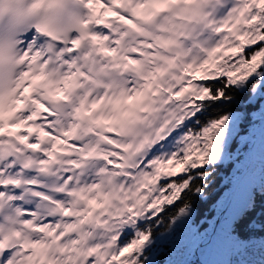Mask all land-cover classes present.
Here are the masks:
<instances>
[{
	"label": "snow or ice",
	"instance_id": "obj_1",
	"mask_svg": "<svg viewBox=\"0 0 264 264\" xmlns=\"http://www.w3.org/2000/svg\"><path fill=\"white\" fill-rule=\"evenodd\" d=\"M255 251L264 0H28L0 16V264Z\"/></svg>",
	"mask_w": 264,
	"mask_h": 264
},
{
	"label": "trees",
	"instance_id": "obj_2",
	"mask_svg": "<svg viewBox=\"0 0 264 264\" xmlns=\"http://www.w3.org/2000/svg\"><path fill=\"white\" fill-rule=\"evenodd\" d=\"M233 147H235V144L233 145ZM242 159H243V157L241 156V160ZM238 162H240V161L233 159V161L231 163H228L227 165H220L219 166V176L217 178V184L220 183V180L223 178V176L227 175L228 172L230 171V169L235 165V163H238ZM258 178H259L258 175L254 177V179H258ZM241 199H242V195H241ZM196 207L202 211L203 208L205 207V205H204L203 201L198 200ZM158 218L161 221V223L159 225V231L163 232V230L166 227L167 222H168L167 214L165 212H162ZM209 258L213 259V260H219V259H227L228 257L225 254L212 253ZM247 259L251 262V264H264V252L255 251L254 253L249 255L247 257Z\"/></svg>",
	"mask_w": 264,
	"mask_h": 264
},
{
	"label": "clouds",
	"instance_id": "obj_3",
	"mask_svg": "<svg viewBox=\"0 0 264 264\" xmlns=\"http://www.w3.org/2000/svg\"><path fill=\"white\" fill-rule=\"evenodd\" d=\"M27 2L28 0H18V3H14L12 5L6 3L3 6H0V16L4 15L9 7L19 8L23 11L27 7Z\"/></svg>",
	"mask_w": 264,
	"mask_h": 264
},
{
	"label": "rangeland",
	"instance_id": "obj_4",
	"mask_svg": "<svg viewBox=\"0 0 264 264\" xmlns=\"http://www.w3.org/2000/svg\"><path fill=\"white\" fill-rule=\"evenodd\" d=\"M251 179H254V177H251ZM242 195V194H241Z\"/></svg>",
	"mask_w": 264,
	"mask_h": 264
},
{
	"label": "bare ground",
	"instance_id": "obj_5",
	"mask_svg": "<svg viewBox=\"0 0 264 264\" xmlns=\"http://www.w3.org/2000/svg\"><path fill=\"white\" fill-rule=\"evenodd\" d=\"M101 3H103V0H101Z\"/></svg>",
	"mask_w": 264,
	"mask_h": 264
},
{
	"label": "water",
	"instance_id": "obj_6",
	"mask_svg": "<svg viewBox=\"0 0 264 264\" xmlns=\"http://www.w3.org/2000/svg\"><path fill=\"white\" fill-rule=\"evenodd\" d=\"M257 138H258V135H257Z\"/></svg>",
	"mask_w": 264,
	"mask_h": 264
}]
</instances>
